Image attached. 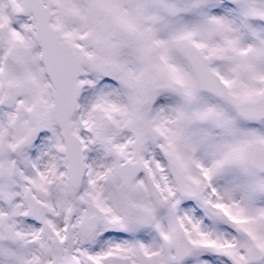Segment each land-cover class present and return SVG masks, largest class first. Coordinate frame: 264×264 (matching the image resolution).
I'll use <instances>...</instances> for the list:
<instances>
[{
  "label": "snow or ice",
  "instance_id": "6c2138e0",
  "mask_svg": "<svg viewBox=\"0 0 264 264\" xmlns=\"http://www.w3.org/2000/svg\"><path fill=\"white\" fill-rule=\"evenodd\" d=\"M0 264H264V0H0Z\"/></svg>",
  "mask_w": 264,
  "mask_h": 264
}]
</instances>
